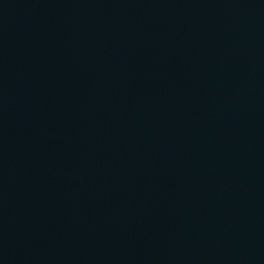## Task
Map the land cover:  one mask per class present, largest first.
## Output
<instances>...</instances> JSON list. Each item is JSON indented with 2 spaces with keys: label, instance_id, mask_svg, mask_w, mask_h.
<instances>
[{
  "label": "water",
  "instance_id": "1",
  "mask_svg": "<svg viewBox=\"0 0 264 264\" xmlns=\"http://www.w3.org/2000/svg\"><path fill=\"white\" fill-rule=\"evenodd\" d=\"M0 264H264V0H0Z\"/></svg>",
  "mask_w": 264,
  "mask_h": 264
}]
</instances>
